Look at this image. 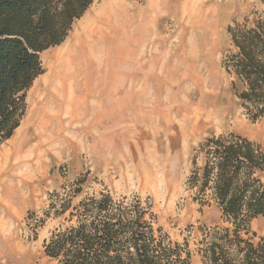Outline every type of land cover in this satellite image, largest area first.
<instances>
[{"label": "rangeland", "instance_id": "1", "mask_svg": "<svg viewBox=\"0 0 264 264\" xmlns=\"http://www.w3.org/2000/svg\"><path fill=\"white\" fill-rule=\"evenodd\" d=\"M124 1L125 18L108 10L109 0H96L62 45L40 54L44 74L27 93L26 115L0 145V264H53L44 245L63 218L45 213L53 194L67 198L81 178L73 204L102 191L149 201L172 241L189 242L191 263L204 264L201 228L223 223L218 207H202L189 186L194 150L234 133L264 151V120L249 119L222 68L228 27L262 11L260 0ZM95 14L91 37L101 39L75 43V68L52 65ZM81 67L82 76L70 78ZM59 75L61 86L58 77L50 87ZM109 147L115 157H107ZM250 230L263 235L264 218Z\"/></svg>", "mask_w": 264, "mask_h": 264}, {"label": "trees", "instance_id": "2", "mask_svg": "<svg viewBox=\"0 0 264 264\" xmlns=\"http://www.w3.org/2000/svg\"><path fill=\"white\" fill-rule=\"evenodd\" d=\"M95 1L0 0V145L26 115L27 93L44 74L40 54L62 45ZM227 31L231 48L222 68L231 92L252 122L264 120V9ZM194 154L189 186L202 207H218L223 223L201 228L204 264H264V233L250 230L264 218V151L231 133L208 138ZM83 182L65 199L53 194L45 213L63 218L44 245L53 264H192L189 242L172 241L149 201L102 191L73 204Z\"/></svg>", "mask_w": 264, "mask_h": 264}, {"label": "crops", "instance_id": "3", "mask_svg": "<svg viewBox=\"0 0 264 264\" xmlns=\"http://www.w3.org/2000/svg\"><path fill=\"white\" fill-rule=\"evenodd\" d=\"M105 16H107V15H104V19L106 18L107 20H110V19H108L107 17H105ZM89 18V17H88ZM82 24V22L80 23V25ZM95 29H97V28H95ZM93 28H91L90 29V31H89V29H88V33L87 32H83L82 33V30H80L79 29V27H78V29H77V31H76V34L74 35V37H73V40L72 41H70L65 47H70V49H71V51H72V57H70V58H67V57H64V56H61V57H59V58H57V60H55V62H52L51 64L52 65H55L56 63H58L59 61H63V60H66L71 66H73V68H75L76 67V63H77V60H79V56L77 55V54H75L74 53V51H73V47H75V43L76 42H78V41H81V38L82 39H85L84 41H81V43H82V46H85V45H87V43H92V42H94L95 41V39L97 38L98 40L99 39H101V38H99V37H95V38H93V36L92 37H90L92 34H93ZM85 43V44H84ZM88 47H90V46H88ZM90 49H91V47H90ZM79 57V58H78ZM65 58V59H64ZM92 58V57H91ZM90 59V58H89ZM90 60H92V59H90ZM87 66H89V62H88V65ZM87 68V67H86ZM83 72H84V69H82V67L81 68H78V69H75L74 70V72H72V76L70 77V78H72V79H76L77 77H79L80 75L82 76V74H83ZM60 78L59 80H58V82L57 81H55V78L57 79V78ZM62 77H63V75H59V76H57V77H54V78H51V80H52V84H51V86L50 87H53V86H56L55 85V82H57V86L56 87H59V86H61V83H62ZM37 81H38V79L35 81L36 83H37ZM83 92V91H82ZM82 110V112H83V109H81ZM114 119V118H113ZM115 120V119H114ZM114 123H115V121H114ZM249 139V138H248ZM250 141H252L253 142V140L252 139H249ZM10 145V144H9ZM107 157H115L116 156V152H115V149L113 148V147H109L108 148V151H107ZM4 159H6V157L4 158Z\"/></svg>", "mask_w": 264, "mask_h": 264}, {"label": "bare ground", "instance_id": "4", "mask_svg": "<svg viewBox=\"0 0 264 264\" xmlns=\"http://www.w3.org/2000/svg\"><path fill=\"white\" fill-rule=\"evenodd\" d=\"M109 11L110 12H114V13H117L118 16L119 15H123L124 18L127 16V13L129 12L130 10V7H128V5L125 3L124 0H109ZM133 14V13H132ZM138 14V13H137ZM99 16V15H98ZM98 16H96V14L93 16V17H89L87 19H85L81 25H79V29L82 30V33L83 32H87L88 29L90 31V29L92 28V24L96 22V20L99 18ZM108 18V17H107ZM109 19V18H108ZM106 20V18H105ZM107 21V20H106ZM112 21L110 20V23ZM123 29H125L126 26H124V23L122 26ZM94 30V29H93ZM96 31V29L93 31V33ZM88 33V32H87ZM91 37V36H90ZM61 51L63 52V54H61V56H66V55H72V51L70 49V47H65V49H61ZM65 59V58H64ZM57 60V59H56ZM9 150V149H8ZM3 154L4 156L2 157V159H4L5 157L7 158L8 157V154L9 152L3 150ZM1 160V158H0ZM2 161V160H1Z\"/></svg>", "mask_w": 264, "mask_h": 264}]
</instances>
